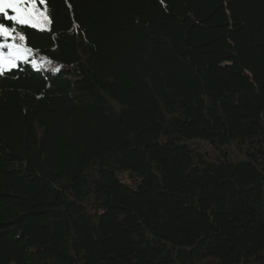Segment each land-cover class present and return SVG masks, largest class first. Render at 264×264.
I'll use <instances>...</instances> for the list:
<instances>
[{"label": "trees", "instance_id": "trees-1", "mask_svg": "<svg viewBox=\"0 0 264 264\" xmlns=\"http://www.w3.org/2000/svg\"><path fill=\"white\" fill-rule=\"evenodd\" d=\"M48 6L51 68L0 76V264H264V0Z\"/></svg>", "mask_w": 264, "mask_h": 264}, {"label": "snow or ice", "instance_id": "snow-or-ice-1", "mask_svg": "<svg viewBox=\"0 0 264 264\" xmlns=\"http://www.w3.org/2000/svg\"><path fill=\"white\" fill-rule=\"evenodd\" d=\"M50 12L48 0H0V37L5 41L0 43V76L15 68L17 60L27 59L31 49L25 47L23 29L50 25ZM9 39L13 43H7Z\"/></svg>", "mask_w": 264, "mask_h": 264}, {"label": "rangeland", "instance_id": "rangeland-1", "mask_svg": "<svg viewBox=\"0 0 264 264\" xmlns=\"http://www.w3.org/2000/svg\"><path fill=\"white\" fill-rule=\"evenodd\" d=\"M37 28H39V29H46V26L45 27H37ZM11 43H13V42H11ZM3 51L6 53L8 50L6 49H3ZM27 55V58H28V53L26 54ZM25 59H20V60H17L16 61V63L17 62H22V61H24ZM25 62H27V64H29L32 68H34V69H36V70H40L41 68H42V66L44 67V68H47V69H50L51 68V66L49 65V64H39L38 62H34V61H30V60H26Z\"/></svg>", "mask_w": 264, "mask_h": 264}]
</instances>
